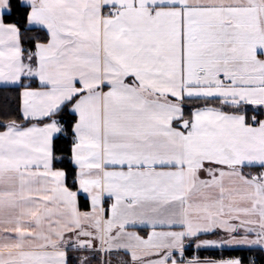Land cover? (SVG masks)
<instances>
[{
  "label": "snow or ice",
  "instance_id": "obj_1",
  "mask_svg": "<svg viewBox=\"0 0 264 264\" xmlns=\"http://www.w3.org/2000/svg\"><path fill=\"white\" fill-rule=\"evenodd\" d=\"M217 251L264 255V0H0V264Z\"/></svg>",
  "mask_w": 264,
  "mask_h": 264
},
{
  "label": "trees",
  "instance_id": "obj_2",
  "mask_svg": "<svg viewBox=\"0 0 264 264\" xmlns=\"http://www.w3.org/2000/svg\"><path fill=\"white\" fill-rule=\"evenodd\" d=\"M197 253L192 252L191 255H196ZM235 255V256H241L245 260V264H250V261L254 259L256 261V264H264V255H262L259 252H248V251H235V252H224L220 253L219 251L217 252H201L200 255L202 257H207V256H215L219 257L220 255Z\"/></svg>",
  "mask_w": 264,
  "mask_h": 264
},
{
  "label": "crops",
  "instance_id": "obj_3",
  "mask_svg": "<svg viewBox=\"0 0 264 264\" xmlns=\"http://www.w3.org/2000/svg\"><path fill=\"white\" fill-rule=\"evenodd\" d=\"M193 252L196 253L195 250H193Z\"/></svg>",
  "mask_w": 264,
  "mask_h": 264
}]
</instances>
